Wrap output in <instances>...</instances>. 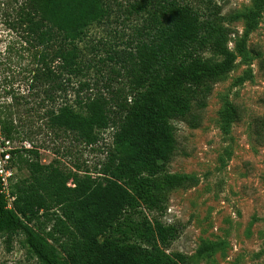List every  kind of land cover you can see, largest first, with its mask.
<instances>
[{"label":"rangeland","instance_id":"374dc122","mask_svg":"<svg viewBox=\"0 0 264 264\" xmlns=\"http://www.w3.org/2000/svg\"><path fill=\"white\" fill-rule=\"evenodd\" d=\"M104 1L106 18L73 44L77 69L69 74L57 54L66 45L36 24L32 0H0V130L18 149L10 155L11 190L29 176L32 162L56 167L72 187L74 175L96 177L112 149L113 123L92 145L49 125L62 106L83 113L88 98L129 95L124 55L150 37L149 16L135 6L142 0ZM185 1L204 18L213 12L226 18L236 61L204 107L172 121L176 150L166 172L192 181L169 191L161 208L142 204L131 218L175 226L178 236L166 253H181L189 264H264V5L248 31L244 17L231 18L251 10L250 0ZM228 106L234 113L226 124ZM21 240L0 238V264H35ZM204 244L213 247L195 257Z\"/></svg>","mask_w":264,"mask_h":264},{"label":"trees","instance_id":"16d2710c","mask_svg":"<svg viewBox=\"0 0 264 264\" xmlns=\"http://www.w3.org/2000/svg\"><path fill=\"white\" fill-rule=\"evenodd\" d=\"M250 1L251 10L231 18L244 17L248 31L256 27L264 5V0ZM32 6L39 18L36 24H45L46 33L58 35L66 45L57 54L62 67L73 73L78 58L73 44L87 27L106 18L105 1L32 0ZM135 6L148 14L152 33L124 55L129 95L88 98L83 113L65 105L49 116L51 127L75 133L87 145L96 143L99 131L110 123L115 125L112 149L98 175H74L69 187L68 176L59 169L32 162L29 176L13 190L10 179L9 194L14 198L10 207L0 179V238L21 235L35 264L191 260L181 253H166L178 236L175 226L131 216L142 204L150 210L161 208L169 191L192 181L166 172L176 150L172 121L188 117L194 106L204 107L213 84L233 70L236 57L228 48L226 18L218 12L204 18L185 0H142ZM232 113L229 106L223 112L226 124ZM212 247L204 244L195 257Z\"/></svg>","mask_w":264,"mask_h":264},{"label":"built area","instance_id":"2783aa9c","mask_svg":"<svg viewBox=\"0 0 264 264\" xmlns=\"http://www.w3.org/2000/svg\"><path fill=\"white\" fill-rule=\"evenodd\" d=\"M12 150L15 149L11 147V144L8 139L1 136L0 130V179L2 183L1 191L7 196L9 203H11L14 199L13 197L11 198L9 194L10 179H12L13 175V168L10 162V151ZM8 207L10 206L8 205Z\"/></svg>","mask_w":264,"mask_h":264}]
</instances>
